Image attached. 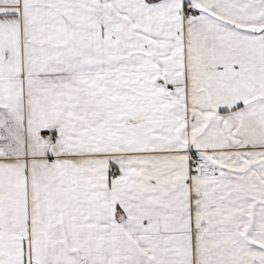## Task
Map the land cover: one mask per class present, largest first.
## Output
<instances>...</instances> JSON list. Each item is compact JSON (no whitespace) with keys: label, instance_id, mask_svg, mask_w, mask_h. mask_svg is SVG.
Listing matches in <instances>:
<instances>
[{"label":"snow or ice","instance_id":"snow-or-ice-1","mask_svg":"<svg viewBox=\"0 0 264 264\" xmlns=\"http://www.w3.org/2000/svg\"><path fill=\"white\" fill-rule=\"evenodd\" d=\"M0 264H264V0H0Z\"/></svg>","mask_w":264,"mask_h":264}]
</instances>
